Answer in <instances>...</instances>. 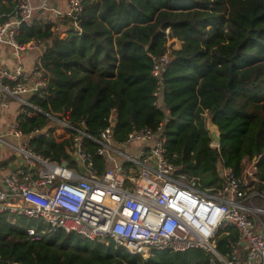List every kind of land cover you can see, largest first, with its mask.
I'll list each match as a JSON object with an SVG mask.
<instances>
[{
  "label": "trees",
  "instance_id": "obj_1",
  "mask_svg": "<svg viewBox=\"0 0 264 264\" xmlns=\"http://www.w3.org/2000/svg\"><path fill=\"white\" fill-rule=\"evenodd\" d=\"M18 1L0 0V23ZM50 27L35 20L22 24L17 36L19 44L35 39L49 44L38 58L47 91L30 99L44 113L92 137L111 127L114 142L162 123L165 155L185 182L220 187L219 164L242 177L245 164L255 161L252 189L264 192V0H84L80 32L68 28L60 38ZM172 38L180 48L168 45ZM166 53L164 112L153 94L152 67ZM27 111L17 117L23 135L47 127L46 135L30 140L34 151L75 165L68 149L76 132L67 129L68 136L56 140L50 120ZM209 117L219 131L215 147ZM83 146L94 153L99 144L84 137ZM94 162L99 171L107 166L98 155ZM31 227L45 224L0 214V264H223L199 249L157 250L144 259L113 241L62 230L31 241L26 233ZM226 231L216 239L221 255L232 251L228 241L238 236L234 226Z\"/></svg>",
  "mask_w": 264,
  "mask_h": 264
},
{
  "label": "built area",
  "instance_id": "obj_2",
  "mask_svg": "<svg viewBox=\"0 0 264 264\" xmlns=\"http://www.w3.org/2000/svg\"><path fill=\"white\" fill-rule=\"evenodd\" d=\"M57 1L19 0L0 23V45L10 48L18 59L17 67L9 70L0 57V108L6 109L11 100H16L21 110L28 108V115L43 114L53 126L66 132L74 130L68 152L75 165L51 161L30 146L32 138L47 134V127L23 135L19 120L12 121L5 134L14 141H7L3 133L0 145L20 154L24 168L4 175L0 214L23 215L45 224L44 228L27 229L31 241L40 240L50 231L62 230L105 244L113 241L115 246L144 259L157 250L199 249L223 264H264V223L259 230L251 218L264 214L263 208L254 205L257 197L264 201V192L253 190L229 169H223L224 182L220 187L201 189L193 180L185 182L165 155L162 123L155 131L143 128L114 142L111 127L92 137L44 113L26 98L35 91L44 97L48 84L39 60L27 68L21 62L22 53L45 44L41 39L19 44L21 25L35 20L50 24V30L60 38L67 35L68 28L80 32L84 0H62L63 10L55 8ZM169 59L167 53L158 56L152 67L157 84L153 94L157 107L164 112L167 109L161 102L162 82ZM84 137L99 144L94 153L85 150ZM135 142L139 145L131 153L128 148ZM94 155L106 161L102 171L97 169ZM79 165L83 171L78 170ZM229 226L236 228L237 240L228 241L232 251L221 256L216 239L227 234ZM241 241L246 244V260L236 253Z\"/></svg>",
  "mask_w": 264,
  "mask_h": 264
},
{
  "label": "crops",
  "instance_id": "obj_3",
  "mask_svg": "<svg viewBox=\"0 0 264 264\" xmlns=\"http://www.w3.org/2000/svg\"><path fill=\"white\" fill-rule=\"evenodd\" d=\"M55 8H58L60 10H63L65 8V3L62 0L57 1L54 4ZM168 45L171 46L172 48H180L181 43L177 39H169L168 40ZM41 54L40 50L38 48L36 49H31L28 50L27 52L22 53L21 56V62L25 68L31 66L36 60H38L39 55ZM0 57H1V62L4 67H6L9 70L15 69L18 65V59L15 57L14 52L8 49L7 46L5 45H0ZM36 95V94H33ZM31 96H26V98L31 99ZM31 101V100H30ZM32 103V102H31ZM21 107L19 106L18 101L16 100H11L8 108L6 109H1L0 108V134H5L7 126L14 120L17 119L18 115L22 112ZM54 131L53 135L56 138V140H61L65 137L68 136L66 130H64L60 126H53ZM4 138L7 141H14L10 136L6 135ZM139 143L135 142L131 144L128 148V151L133 153L135 152L136 148L138 147ZM8 149L7 152H5V149ZM21 156L18 157L17 153L14 152L12 149L8 147H4L0 145V189H2L3 186V177L5 174H7L10 171H13L17 168L23 167L24 165L21 163ZM8 160L7 164L4 165L3 162ZM63 163V162H62ZM255 166V165H254ZM255 169V168H254ZM264 214H254L251 216L254 226L261 230L263 227V216ZM236 253L241 258L242 260H246V244L244 242H240L239 245L236 247ZM220 254V253H219ZM221 255V254H220ZM221 256H226V255H221ZM14 264V263H13ZM253 264H259V263H253Z\"/></svg>",
  "mask_w": 264,
  "mask_h": 264
},
{
  "label": "water",
  "instance_id": "obj_4",
  "mask_svg": "<svg viewBox=\"0 0 264 264\" xmlns=\"http://www.w3.org/2000/svg\"><path fill=\"white\" fill-rule=\"evenodd\" d=\"M48 46H49V44L45 43L44 46H41L39 48L40 52L42 53L45 50V48H47ZM34 93L37 94V91H35ZM207 130H208L210 137L212 139V144L218 146L219 142H220L219 131H218L217 126L212 123V120L210 117L207 119ZM17 156L20 157V154H17ZM21 163L24 164L23 158H21ZM62 165H65V162H63ZM218 167H219V174H222L223 173V167L221 166V164H219ZM83 169H84L83 166L79 165L78 170L83 171Z\"/></svg>",
  "mask_w": 264,
  "mask_h": 264
},
{
  "label": "rangeland",
  "instance_id": "obj_5",
  "mask_svg": "<svg viewBox=\"0 0 264 264\" xmlns=\"http://www.w3.org/2000/svg\"><path fill=\"white\" fill-rule=\"evenodd\" d=\"M10 51H11V49L10 48H8ZM212 146L213 147H215L216 145H214V144H212ZM8 151V149L6 148L5 149V152H7ZM255 161H251V162H247L246 164H245V167H244V174H243V176H242V181L246 184V185H249L251 188H254L253 187V185L251 184V182H253L252 180H253V173L255 172ZM224 169V168H223ZM221 175H223V173L221 174ZM257 202H259V200H256L255 202H254V205H256L257 207H259V208H263L264 209V202H263V205L262 204H257ZM263 216V215H262ZM263 218V220H262V223H264V216L262 217Z\"/></svg>",
  "mask_w": 264,
  "mask_h": 264
}]
</instances>
